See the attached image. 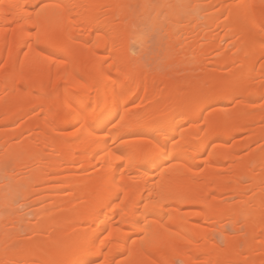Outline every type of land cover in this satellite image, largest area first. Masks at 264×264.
I'll return each instance as SVG.
<instances>
[{
	"label": "bare ground",
	"instance_id": "bare-ground-1",
	"mask_svg": "<svg viewBox=\"0 0 264 264\" xmlns=\"http://www.w3.org/2000/svg\"><path fill=\"white\" fill-rule=\"evenodd\" d=\"M261 28L264 0H0V264H264Z\"/></svg>",
	"mask_w": 264,
	"mask_h": 264
},
{
	"label": "snow or ice",
	"instance_id": "snow-or-ice-1",
	"mask_svg": "<svg viewBox=\"0 0 264 264\" xmlns=\"http://www.w3.org/2000/svg\"><path fill=\"white\" fill-rule=\"evenodd\" d=\"M38 11H36V16L40 17L41 13H43L44 9L47 7H50V5H36L35 6ZM58 7V6H57ZM36 31H37V44L41 43L40 40V33H41V25L39 23L36 24L35 26ZM63 31V23L60 20H57V22L53 25H51L48 30L46 31V37L48 40L55 42V40L57 39L56 33L62 32ZM261 32H264V28H261ZM262 69H264V64H262ZM85 120H87V117H85ZM83 127V125H82ZM117 125H113V128H116ZM111 135V134H108ZM176 146V142H175V138L173 140V147ZM160 151L164 152L165 154L168 152V145L167 144H163L161 145V148L159 149ZM119 158V157H118ZM109 235H111V233H109Z\"/></svg>",
	"mask_w": 264,
	"mask_h": 264
},
{
	"label": "rangeland",
	"instance_id": "rangeland-1",
	"mask_svg": "<svg viewBox=\"0 0 264 264\" xmlns=\"http://www.w3.org/2000/svg\"><path fill=\"white\" fill-rule=\"evenodd\" d=\"M152 49L155 50V49H157V48H154V46H152ZM152 49H151V51H153ZM151 51H150V53H149L150 56H151V53H152V54L155 53V56H156V54L158 55V49L155 50V51H153V52H151ZM159 53H161V51H160ZM146 55L148 56V54H146ZM155 63H156V62H155ZM27 208H28V207H27ZM28 209H29V208H28ZM28 209H26V210L23 211L24 214H26V212H27ZM25 211H26V212H25ZM176 264H182V263H181L180 261H179V262L177 261Z\"/></svg>",
	"mask_w": 264,
	"mask_h": 264
}]
</instances>
